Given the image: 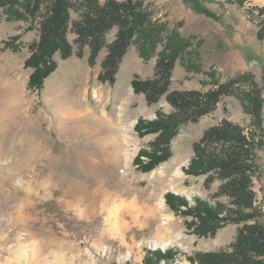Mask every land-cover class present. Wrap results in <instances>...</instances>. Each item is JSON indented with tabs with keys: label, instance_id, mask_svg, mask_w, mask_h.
<instances>
[{
	"label": "rangeland",
	"instance_id": "1",
	"mask_svg": "<svg viewBox=\"0 0 264 264\" xmlns=\"http://www.w3.org/2000/svg\"><path fill=\"white\" fill-rule=\"evenodd\" d=\"M50 1H43L35 17L23 5L12 11L10 4H0V264L8 258L22 263L24 251H10V246L18 245L27 230L35 234L30 240L63 238L80 247L81 264H144L149 250L170 248L177 251L172 264H196L198 252L231 250L244 222H228L215 235H200L195 217L185 212L188 206L173 208L165 199L170 191L185 196L191 205L200 197L231 206L230 197L220 193V178L214 175L208 182L213 174L185 171L194 143L224 119L239 123L263 143L256 150L258 168L252 183L258 220L264 224V36L258 35L264 16L257 9L264 0L243 5L229 0H142L152 38L144 35L145 29L136 35L114 84L98 78L108 48L92 66L89 45L79 57L77 35L70 31L74 54L63 59L57 53L56 70L40 89H33L28 83L34 68L26 62L40 38V21ZM71 15L73 20L80 17L77 9ZM117 31H109L108 43ZM174 32L187 45L176 59L169 92H206L233 79L241 82L232 84L234 93L223 96L213 111L180 125L169 144L171 156L145 171L134 161L143 148H151L158 132L140 135L136 124L169 114L174 107L166 94L149 104L144 93L135 91L133 80L155 75L167 39H181ZM253 82L263 99L261 128L249 110ZM100 117L118 131H128L134 145L128 167L102 148L106 129L97 135L86 129ZM18 211L26 214L20 220L15 218ZM29 252L26 264L35 258ZM68 255L73 261V252Z\"/></svg>",
	"mask_w": 264,
	"mask_h": 264
},
{
	"label": "trees",
	"instance_id": "2",
	"mask_svg": "<svg viewBox=\"0 0 264 264\" xmlns=\"http://www.w3.org/2000/svg\"><path fill=\"white\" fill-rule=\"evenodd\" d=\"M43 1L0 0V4H10L12 11L17 4L23 5L35 17ZM229 1L243 5L249 0ZM195 6L199 11L214 16L209 9ZM72 9H77L80 13L76 20L72 19ZM257 9L260 16H264V6H257ZM149 22V13L144 9L142 0H51L40 21V38L32 44V54L26 62L34 68L29 87L40 89L43 86L44 79L58 66L55 60L57 53L63 59L74 54V47L68 37L70 31L77 35L79 57L83 56L85 45H89V62L92 66L96 64L102 49L108 48L98 78L102 82L114 84L121 62L136 35L145 29L144 35L150 36L151 41L152 33H149V26H146ZM114 27L118 28L116 37L108 43L107 34ZM174 35L181 39L175 40H179L176 48L173 37L167 39V44L158 54L155 75L149 79L137 77L133 80L135 91L144 93L149 104L158 102L166 94L174 107L169 114H159L151 120L139 119L136 124L135 128L140 135L158 132L151 148H143L134 161L145 171L154 169L171 156L169 144L180 125L189 121L196 122L213 111L223 96L234 93L232 84L241 82L233 79L228 84H220L206 92L195 89L169 92L176 59L180 50L187 45L186 40L178 33L174 32ZM258 35L260 39L264 36V19ZM252 85L253 88L248 92L250 96L253 94L249 110L255 118V125L261 128V89L256 82ZM258 141L254 133L249 134L239 123L224 119L205 130L202 137L194 143V155L189 167L185 168L186 173L213 174L209 176L211 180L208 182L215 176L220 178L223 181L220 193L230 197V207L222 203L212 204L200 197L191 205L181 194L170 191L165 194L166 202L171 207L188 206L185 212L195 217L193 224L196 225V233L200 235H215L228 222H244L231 250L198 252L193 259L196 264H264V224L258 220L260 214L256 210V193L252 183L258 168L256 150L263 146L262 141ZM143 156L148 160L144 161ZM176 254L177 251L172 248L165 252L149 250L144 264H160L163 259L165 264H172Z\"/></svg>",
	"mask_w": 264,
	"mask_h": 264
},
{
	"label": "bare ground",
	"instance_id": "3",
	"mask_svg": "<svg viewBox=\"0 0 264 264\" xmlns=\"http://www.w3.org/2000/svg\"><path fill=\"white\" fill-rule=\"evenodd\" d=\"M103 119L104 118L101 117L100 119L93 118L92 125L85 127L86 129H91V133H96V135L98 130L102 131L103 129H106L109 134L100 139L102 148H108L110 150V156L112 155L111 157L121 160V162H123L122 164H124L125 167H128L129 160L133 154L132 151H134V145L132 144L131 140H129L130 137L128 136V131H118L113 123H110L109 121H103ZM28 195H30V193ZM18 212L19 213L15 217L16 220H20L24 215H26L25 213H20V211ZM27 231L28 234L26 236L20 237L18 245L13 244L10 246V251L14 248H16L14 251H24L22 254V263L20 261L12 262L8 258L6 264H26L30 254L29 251H32L35 255V258L30 260L29 264H67L68 260L69 262L72 261L68 255L70 252H73L74 255L72 263L75 264L76 262H80L79 264H81L82 254L80 253V247L78 248L75 245H72V242L70 243L63 238L56 240L54 238L47 237L30 240L35 236V234L32 231Z\"/></svg>",
	"mask_w": 264,
	"mask_h": 264
},
{
	"label": "crops",
	"instance_id": "4",
	"mask_svg": "<svg viewBox=\"0 0 264 264\" xmlns=\"http://www.w3.org/2000/svg\"><path fill=\"white\" fill-rule=\"evenodd\" d=\"M90 54V53H89Z\"/></svg>",
	"mask_w": 264,
	"mask_h": 264
}]
</instances>
